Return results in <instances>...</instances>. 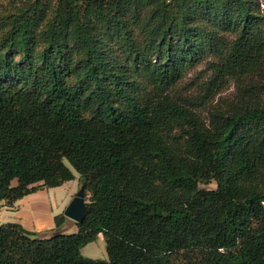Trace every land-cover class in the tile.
Instances as JSON below:
<instances>
[{
	"label": "trees",
	"instance_id": "trees-1",
	"mask_svg": "<svg viewBox=\"0 0 264 264\" xmlns=\"http://www.w3.org/2000/svg\"><path fill=\"white\" fill-rule=\"evenodd\" d=\"M72 169L77 232L0 224V264H264V0L1 3L0 205Z\"/></svg>",
	"mask_w": 264,
	"mask_h": 264
},
{
	"label": "rangeland",
	"instance_id": "rangeland-1",
	"mask_svg": "<svg viewBox=\"0 0 264 264\" xmlns=\"http://www.w3.org/2000/svg\"><path fill=\"white\" fill-rule=\"evenodd\" d=\"M6 1L7 0H0V4L4 3ZM209 76H210V72H207L204 66H199L186 76L185 80L183 81V84L179 87V90H181V92H185L187 85H189L192 82H195V83L202 82L203 79H206ZM234 91H235L234 86L230 82L227 90H225L218 97H216V100L220 99L221 97H225V98L231 97L234 94ZM66 164L68 166H70L67 162H66ZM73 172L76 176L75 180L63 185L62 187L55 188L52 190L49 189L48 191H46V193H47L46 196L49 197V202L51 204L52 216H53L54 224H55L53 232H55L57 230V231L63 232V233H70L72 229H70L68 226L70 224L74 225L73 224L74 221L67 218V220L64 222V224L58 229L56 227V222H55V217L57 216V214L58 215L64 214V211L66 210L68 205L72 202L73 198L76 196V194L80 190L79 175L77 174L76 171L73 170ZM202 188L215 189L216 183L213 182L209 185H204V186H202ZM12 215L13 214L11 212L4 210L0 215L1 222L2 223L14 222L16 224H18V223L21 224V219L16 218V217H10ZM53 232H51V234ZM41 234L43 236L48 235L47 232H42ZM82 255L84 257L91 258L94 260H108V254L106 251V243H105V239H104L103 235H99L98 239L94 243H91L88 246H86L82 250Z\"/></svg>",
	"mask_w": 264,
	"mask_h": 264
},
{
	"label": "crops",
	"instance_id": "crops-1",
	"mask_svg": "<svg viewBox=\"0 0 264 264\" xmlns=\"http://www.w3.org/2000/svg\"><path fill=\"white\" fill-rule=\"evenodd\" d=\"M48 190L49 189H42L34 194H31L25 197L24 199L18 201L17 203H15L12 207H8L4 203L1 204L0 215L4 210L11 212L13 215L10 217H16L21 219V224L20 223L18 224L22 225L27 230L41 232V233L47 232L48 235L51 234V232L54 231L53 229L55 224L52 216L49 197L46 196L47 194L46 191ZM0 224H3L1 220H0ZM73 224L74 225L70 224L68 226L70 229H72L70 233L77 232V226L75 225V222Z\"/></svg>",
	"mask_w": 264,
	"mask_h": 264
},
{
	"label": "water",
	"instance_id": "water-1",
	"mask_svg": "<svg viewBox=\"0 0 264 264\" xmlns=\"http://www.w3.org/2000/svg\"><path fill=\"white\" fill-rule=\"evenodd\" d=\"M87 213V202L84 189L81 188L64 211V216L77 224L84 222Z\"/></svg>",
	"mask_w": 264,
	"mask_h": 264
}]
</instances>
